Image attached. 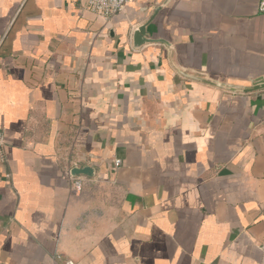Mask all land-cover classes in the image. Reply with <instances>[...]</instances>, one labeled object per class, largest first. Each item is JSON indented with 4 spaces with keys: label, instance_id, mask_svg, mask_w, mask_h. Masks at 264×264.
<instances>
[{
    "label": "crops",
    "instance_id": "1",
    "mask_svg": "<svg viewBox=\"0 0 264 264\" xmlns=\"http://www.w3.org/2000/svg\"><path fill=\"white\" fill-rule=\"evenodd\" d=\"M259 1L0 0V264H264Z\"/></svg>",
    "mask_w": 264,
    "mask_h": 264
},
{
    "label": "built area",
    "instance_id": "2",
    "mask_svg": "<svg viewBox=\"0 0 264 264\" xmlns=\"http://www.w3.org/2000/svg\"><path fill=\"white\" fill-rule=\"evenodd\" d=\"M129 0H88L87 7L95 15L104 19H110L113 16L122 14L126 11ZM258 9L264 13V0L259 1ZM7 154V139L5 129L0 127V158L5 161ZM122 160L117 158L114 160V166L120 167ZM79 167L75 161H69L68 166L64 170V175L70 181L71 189L79 191L83 188L85 183L84 175H75L73 168ZM68 264H73L71 261Z\"/></svg>",
    "mask_w": 264,
    "mask_h": 264
},
{
    "label": "water",
    "instance_id": "3",
    "mask_svg": "<svg viewBox=\"0 0 264 264\" xmlns=\"http://www.w3.org/2000/svg\"><path fill=\"white\" fill-rule=\"evenodd\" d=\"M154 19V17H152L146 24L141 25L134 33V44L135 46L139 47L142 44H144L145 42H151L149 40L152 39H148L146 36V28L147 25ZM218 85H222L220 83H218ZM229 88L231 90H237L238 87L232 86L230 85ZM264 88V78L260 77L258 79H256L253 82V85L251 87H247L244 88L243 90L245 92H251V91H255L258 89H262ZM73 173L75 175H92L93 174V168L86 166V167H75L73 168Z\"/></svg>",
    "mask_w": 264,
    "mask_h": 264
}]
</instances>
